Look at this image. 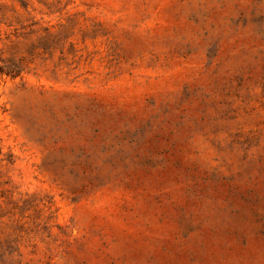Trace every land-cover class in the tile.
Wrapping results in <instances>:
<instances>
[{
  "label": "rangeland",
  "instance_id": "obj_1",
  "mask_svg": "<svg viewBox=\"0 0 264 264\" xmlns=\"http://www.w3.org/2000/svg\"><path fill=\"white\" fill-rule=\"evenodd\" d=\"M0 264H264V0H0Z\"/></svg>",
  "mask_w": 264,
  "mask_h": 264
}]
</instances>
